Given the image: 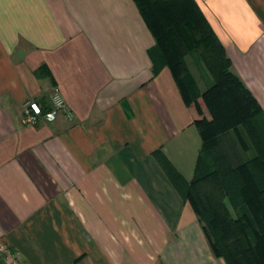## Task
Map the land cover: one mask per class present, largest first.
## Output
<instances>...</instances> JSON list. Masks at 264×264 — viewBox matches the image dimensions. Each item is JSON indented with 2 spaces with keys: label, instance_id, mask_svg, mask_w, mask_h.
<instances>
[{
  "label": "crops",
  "instance_id": "0c3cea01",
  "mask_svg": "<svg viewBox=\"0 0 264 264\" xmlns=\"http://www.w3.org/2000/svg\"><path fill=\"white\" fill-rule=\"evenodd\" d=\"M195 1L264 113V0ZM154 44L134 0H0V264H226L170 178L201 139ZM54 88L72 118L24 125Z\"/></svg>",
  "mask_w": 264,
  "mask_h": 264
},
{
  "label": "trees",
  "instance_id": "16d2710c",
  "mask_svg": "<svg viewBox=\"0 0 264 264\" xmlns=\"http://www.w3.org/2000/svg\"><path fill=\"white\" fill-rule=\"evenodd\" d=\"M134 2L155 41L149 52L153 75L169 69L201 139L192 179L185 182L173 171L171 181L193 209L217 258L226 264H264L263 109L232 72L195 0ZM188 57L205 81L203 91ZM231 134L250 156L232 161L222 145Z\"/></svg>",
  "mask_w": 264,
  "mask_h": 264
},
{
  "label": "built area",
  "instance_id": "2783aa9c",
  "mask_svg": "<svg viewBox=\"0 0 264 264\" xmlns=\"http://www.w3.org/2000/svg\"><path fill=\"white\" fill-rule=\"evenodd\" d=\"M54 97L58 98L59 106L53 102ZM59 114H63L68 120L72 118V113L68 109L61 92L58 88H54L50 95V104L45 109H42L40 104L34 100H29L23 105L22 123L30 126L36 125L40 120L51 123L57 119ZM0 252L8 257L13 256L10 248L6 245H0ZM13 264H18L17 260L14 259Z\"/></svg>",
  "mask_w": 264,
  "mask_h": 264
},
{
  "label": "rangeland",
  "instance_id": "374dc122",
  "mask_svg": "<svg viewBox=\"0 0 264 264\" xmlns=\"http://www.w3.org/2000/svg\"><path fill=\"white\" fill-rule=\"evenodd\" d=\"M186 62H187L189 69L191 70L192 74L194 75V77L196 79L198 87L201 88V91H203L206 87L205 81L202 79L200 72L197 69L196 64L194 63V61L190 57H188L186 59ZM207 117H208V115H207ZM229 137H230V139H227L225 137L222 138V145H223L224 149L227 150V153L230 155L233 162H237L238 159L243 160L247 156H250V152L243 153L244 150L242 148H240L241 146L239 144L238 145L236 144L238 140L236 139V137L233 134H231Z\"/></svg>",
  "mask_w": 264,
  "mask_h": 264
},
{
  "label": "clouds",
  "instance_id": "9594fccd",
  "mask_svg": "<svg viewBox=\"0 0 264 264\" xmlns=\"http://www.w3.org/2000/svg\"><path fill=\"white\" fill-rule=\"evenodd\" d=\"M53 102H54V103H57V106H59V103H60V102L58 101V98H55V97H54V98H53Z\"/></svg>",
  "mask_w": 264,
  "mask_h": 264
}]
</instances>
